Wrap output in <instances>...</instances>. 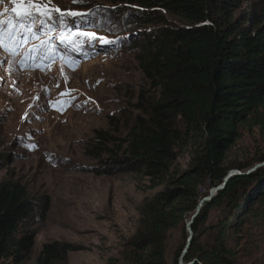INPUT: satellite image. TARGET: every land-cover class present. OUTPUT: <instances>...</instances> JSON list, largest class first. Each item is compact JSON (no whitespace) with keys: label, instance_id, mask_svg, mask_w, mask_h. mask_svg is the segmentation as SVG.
Here are the masks:
<instances>
[{"label":"trees","instance_id":"obj_1","mask_svg":"<svg viewBox=\"0 0 264 264\" xmlns=\"http://www.w3.org/2000/svg\"><path fill=\"white\" fill-rule=\"evenodd\" d=\"M249 2L251 10H243L245 0H120L118 16L129 20L131 39L139 37L149 89L140 92L134 117L110 116L109 128L94 132L85 156L95 162L90 172L96 177L131 173L164 187L142 206L127 242L131 264H168L169 232L182 227L186 239V221L231 171L239 174L202 205L181 264H241L231 241L264 201L254 190L259 183L264 190V167L247 175L249 165L227 163L240 127L264 109V0ZM188 145H195L189 168L176 174L177 149ZM8 158L0 145V264H24L50 201L2 179ZM222 206L224 219L206 229L210 212ZM207 233L212 240L204 243ZM81 250L68 242L46 243L35 264H67L68 254Z\"/></svg>","mask_w":264,"mask_h":264},{"label":"rangeland","instance_id":"obj_2","mask_svg":"<svg viewBox=\"0 0 264 264\" xmlns=\"http://www.w3.org/2000/svg\"><path fill=\"white\" fill-rule=\"evenodd\" d=\"M37 2L53 11L81 15L67 17L77 33L70 37L75 43H61L59 27L53 26L55 31L48 36L37 24L35 36L22 32L17 37L26 41L18 55L0 49V145L9 153L1 176L26 186L31 197L50 201L46 220L35 225V245L24 264H35L43 245L54 241L81 247L68 254L67 264H131L127 242L138 228L142 206L164 187L153 188L147 179L131 173L96 177L90 172L96 164L85 156V149L95 131L109 128L110 116L134 117L140 92L149 89L139 63V37L131 39L129 20L118 16L120 0ZM20 3L3 0L0 21L11 17L18 25L20 18L13 9ZM251 5L245 0L243 10H251ZM3 27L7 32L6 23ZM81 32L103 39L78 35ZM239 133L227 163L249 165L244 171L248 175L264 167L259 162L264 156V109ZM194 149L195 145L177 149L174 173L189 168ZM262 188L259 183L254 190L264 194ZM257 211L258 216L231 241L241 264H264V201ZM225 215L224 206L213 209L205 228ZM188 222L186 239L182 227L168 234V264H174L187 244ZM211 240L208 233L202 237L204 243Z\"/></svg>","mask_w":264,"mask_h":264},{"label":"snow or ice","instance_id":"obj_3","mask_svg":"<svg viewBox=\"0 0 264 264\" xmlns=\"http://www.w3.org/2000/svg\"><path fill=\"white\" fill-rule=\"evenodd\" d=\"M75 2V0H74ZM0 3H3V0H0ZM19 9V11H17ZM14 12H17V15L20 18V23L17 25L14 20L10 17L7 21H0V49H3L5 52H9L12 56L18 55L19 48L26 43L23 39H17L21 36V33H29L33 36L36 35V32L33 29L37 24L40 25L45 31V35L51 36L55 31L53 26L59 27L61 29L59 39L61 43L69 42L75 43L76 41L70 39L77 35L73 32V28L69 26L67 22V17H77L80 16V13L77 12H60L58 8H55V13L59 15H54L52 8L48 7L47 4H40L37 0H28L27 4L24 3V0H21V3L17 5V8L13 9ZM7 24L8 31L5 32L3 24ZM80 36H84L90 39H103L96 37L94 33H78ZM5 36L7 40H5ZM104 43H110V41L104 40Z\"/></svg>","mask_w":264,"mask_h":264},{"label":"water","instance_id":"obj_4","mask_svg":"<svg viewBox=\"0 0 264 264\" xmlns=\"http://www.w3.org/2000/svg\"><path fill=\"white\" fill-rule=\"evenodd\" d=\"M238 174H239V173H238L237 171H231V172L228 174V176L224 179L223 185L219 186L218 188H213V189H211V192L209 193V195L201 200V202L199 203V205H198V207H197V211H196V213L192 216V218L190 219V221H189L188 224H187V227H188V231H189L190 236H189V238H188V240H187V244H186V246H185V248H184V250H183V252H182V257H181V259L184 258V256L187 254V252H188V250H189V248H190V245H191V242H192V237H193V233H192V225H193L194 220H195L196 217L198 216L199 212L201 211V207H202V205H203L204 203L209 202V201L214 197V195H215L218 191L223 190V189L226 187V185H227L229 179H230L232 176H234V175H238Z\"/></svg>","mask_w":264,"mask_h":264}]
</instances>
